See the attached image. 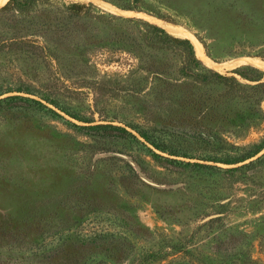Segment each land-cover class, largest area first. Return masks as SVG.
<instances>
[{
	"label": "rangeland",
	"instance_id": "obj_1",
	"mask_svg": "<svg viewBox=\"0 0 264 264\" xmlns=\"http://www.w3.org/2000/svg\"><path fill=\"white\" fill-rule=\"evenodd\" d=\"M65 1L0 12V264H264V0Z\"/></svg>",
	"mask_w": 264,
	"mask_h": 264
},
{
	"label": "trees",
	"instance_id": "obj_2",
	"mask_svg": "<svg viewBox=\"0 0 264 264\" xmlns=\"http://www.w3.org/2000/svg\"><path fill=\"white\" fill-rule=\"evenodd\" d=\"M91 7L92 5L89 3L66 2L65 0H7L6 3L2 7H0V12L12 16V19L19 15L33 16L35 12H40L39 15L44 14V16H55L57 14L77 16L82 14H89V10ZM173 39L178 40L179 42H187V40H179L178 38L174 37ZM2 43L8 46H13L14 44L28 43V41L12 37L6 42ZM134 131L145 141L150 142L152 145H157L155 144V140L151 139L144 130H141L134 126ZM131 136L135 137L133 134H131ZM251 155L252 154H249L248 156L241 158V160L250 157Z\"/></svg>",
	"mask_w": 264,
	"mask_h": 264
},
{
	"label": "bare ground",
	"instance_id": "obj_3",
	"mask_svg": "<svg viewBox=\"0 0 264 264\" xmlns=\"http://www.w3.org/2000/svg\"><path fill=\"white\" fill-rule=\"evenodd\" d=\"M5 1H7V0H0L1 3H4ZM167 25H168V24H167ZM166 27H167V26H166ZM166 29H168V30L170 29L171 32H177V28H176V27H170V28H169V26H168V28H166ZM170 30H169V31H170ZM180 31H181V30H180ZM253 59H254V58H253Z\"/></svg>",
	"mask_w": 264,
	"mask_h": 264
}]
</instances>
